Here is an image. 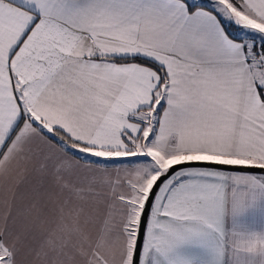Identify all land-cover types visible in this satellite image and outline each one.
I'll return each instance as SVG.
<instances>
[{"label": "snow or ice", "instance_id": "1", "mask_svg": "<svg viewBox=\"0 0 264 264\" xmlns=\"http://www.w3.org/2000/svg\"><path fill=\"white\" fill-rule=\"evenodd\" d=\"M0 264H264V0H0Z\"/></svg>", "mask_w": 264, "mask_h": 264}, {"label": "crops", "instance_id": "2", "mask_svg": "<svg viewBox=\"0 0 264 264\" xmlns=\"http://www.w3.org/2000/svg\"><path fill=\"white\" fill-rule=\"evenodd\" d=\"M255 223H256L257 225H259V223H260L259 218L256 219Z\"/></svg>", "mask_w": 264, "mask_h": 264}]
</instances>
